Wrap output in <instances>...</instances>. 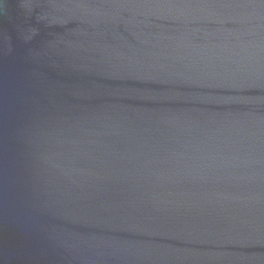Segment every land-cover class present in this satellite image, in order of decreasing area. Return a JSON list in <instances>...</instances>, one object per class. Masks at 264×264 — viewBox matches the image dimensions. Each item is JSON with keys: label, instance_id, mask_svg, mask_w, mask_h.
Wrapping results in <instances>:
<instances>
[{"label": "water", "instance_id": "95a60500", "mask_svg": "<svg viewBox=\"0 0 264 264\" xmlns=\"http://www.w3.org/2000/svg\"><path fill=\"white\" fill-rule=\"evenodd\" d=\"M0 264H264V0H0Z\"/></svg>", "mask_w": 264, "mask_h": 264}]
</instances>
